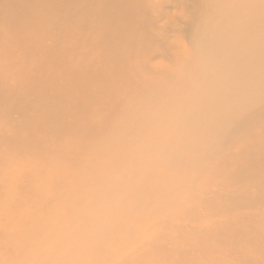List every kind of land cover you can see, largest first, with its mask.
<instances>
[{
  "label": "rangeland",
  "instance_id": "1",
  "mask_svg": "<svg viewBox=\"0 0 264 264\" xmlns=\"http://www.w3.org/2000/svg\"><path fill=\"white\" fill-rule=\"evenodd\" d=\"M9 1L0 264H264V0Z\"/></svg>",
  "mask_w": 264,
  "mask_h": 264
},
{
  "label": "bare ground",
  "instance_id": "2",
  "mask_svg": "<svg viewBox=\"0 0 264 264\" xmlns=\"http://www.w3.org/2000/svg\"><path fill=\"white\" fill-rule=\"evenodd\" d=\"M9 7H10V10L12 9V11L15 10V3H14V0H12L11 2L9 1ZM158 22V19L155 21V23ZM15 25V24H14ZM1 71V70H0ZM15 109V108H14ZM240 122V121H239Z\"/></svg>",
  "mask_w": 264,
  "mask_h": 264
}]
</instances>
